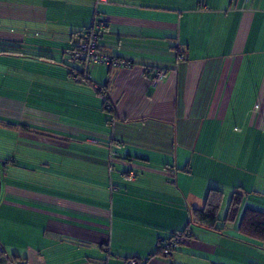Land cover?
<instances>
[{
  "label": "crops",
  "instance_id": "0c3cea01",
  "mask_svg": "<svg viewBox=\"0 0 264 264\" xmlns=\"http://www.w3.org/2000/svg\"><path fill=\"white\" fill-rule=\"evenodd\" d=\"M94 19L131 63L89 65L102 93L66 62ZM0 124V264H264L238 230L264 211V0H0ZM210 188L220 219L243 196L222 231L189 223Z\"/></svg>",
  "mask_w": 264,
  "mask_h": 264
},
{
  "label": "built area",
  "instance_id": "2783aa9c",
  "mask_svg": "<svg viewBox=\"0 0 264 264\" xmlns=\"http://www.w3.org/2000/svg\"><path fill=\"white\" fill-rule=\"evenodd\" d=\"M107 0H97V2H106ZM108 22L105 19H94L90 28H87L83 33V38L76 42L72 48L68 50V56L66 59L67 66L71 72V77L74 82L77 83H89L97 91H102V87L91 80V76L88 72V67L91 64H105V65H117V66H130L131 63L125 59H121L112 55H107L98 50L99 31L102 28L107 27ZM165 70H159L152 78V83H158L163 77ZM104 105L106 108L112 106L108 102L107 96H104ZM118 147V144H114L110 148V153H113V148ZM128 176L135 177L133 171L128 172ZM190 239L189 232L181 230L172 231L168 237L160 239L158 242L161 248L162 255L169 257L173 252V249L177 248L181 244ZM4 249L0 244V257H4ZM6 257V256H5ZM19 264H25L20 262ZM124 264H140L136 258H127Z\"/></svg>",
  "mask_w": 264,
  "mask_h": 264
},
{
  "label": "trees",
  "instance_id": "16d2710c",
  "mask_svg": "<svg viewBox=\"0 0 264 264\" xmlns=\"http://www.w3.org/2000/svg\"><path fill=\"white\" fill-rule=\"evenodd\" d=\"M82 38L83 35L81 36V39ZM102 87L104 88V86ZM100 92L102 93V91ZM106 109L112 110V108ZM222 197V190L217 188H210L206 195L203 206L201 208H194L190 211L189 223L212 231H222L223 223L226 224L227 222L235 221L241 206L243 197L242 193L234 192L232 194L226 213L223 219H220L219 211ZM220 221L222 222L221 225L219 223ZM238 230L240 234L247 238L264 242V211H260L253 208H246L243 211L242 216L239 220ZM181 231L189 232L190 238L192 237L191 231H189L187 228L182 229ZM175 249H173V251ZM157 252L162 255L160 247L158 248Z\"/></svg>",
  "mask_w": 264,
  "mask_h": 264
},
{
  "label": "rangeland",
  "instance_id": "374dc122",
  "mask_svg": "<svg viewBox=\"0 0 264 264\" xmlns=\"http://www.w3.org/2000/svg\"><path fill=\"white\" fill-rule=\"evenodd\" d=\"M3 136H4V126H3V124H0V159L5 157V149L8 148V145H6V143H4L5 140H4Z\"/></svg>",
  "mask_w": 264,
  "mask_h": 264
}]
</instances>
